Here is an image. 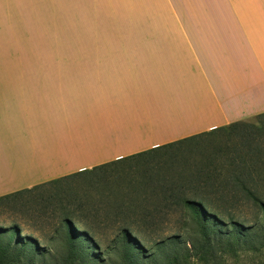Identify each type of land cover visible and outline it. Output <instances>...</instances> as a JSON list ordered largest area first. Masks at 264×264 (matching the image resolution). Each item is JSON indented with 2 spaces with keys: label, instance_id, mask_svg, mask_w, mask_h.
I'll list each match as a JSON object with an SVG mask.
<instances>
[{
  "label": "crops",
  "instance_id": "0c3cea01",
  "mask_svg": "<svg viewBox=\"0 0 264 264\" xmlns=\"http://www.w3.org/2000/svg\"><path fill=\"white\" fill-rule=\"evenodd\" d=\"M184 12L161 20L162 34L117 36L116 52L11 67L0 46V196L264 113V0H199Z\"/></svg>",
  "mask_w": 264,
  "mask_h": 264
},
{
  "label": "trees",
  "instance_id": "16d2710c",
  "mask_svg": "<svg viewBox=\"0 0 264 264\" xmlns=\"http://www.w3.org/2000/svg\"><path fill=\"white\" fill-rule=\"evenodd\" d=\"M254 118L263 122L236 121L99 167L130 160L140 164L137 162L144 159L141 165L147 172L130 192L112 194L115 214L111 220L110 215H104L99 221L116 226L109 236L92 233L86 223L64 213L66 250L62 262L191 264L195 258L208 260L238 241L252 237L264 240V195L258 187L264 180V113ZM203 136H227L230 145L200 147L210 153L200 160L183 159L180 151L186 149L195 155L198 149L194 144ZM33 190L0 196V203ZM121 197L124 199L119 202ZM241 204L253 209L256 223L245 227L236 218ZM19 231L23 229L16 224L0 225V236L8 238V249L0 247V258L11 254L16 264L23 258L31 264L37 257L44 259L48 249Z\"/></svg>",
  "mask_w": 264,
  "mask_h": 264
},
{
  "label": "rangeland",
  "instance_id": "374dc122",
  "mask_svg": "<svg viewBox=\"0 0 264 264\" xmlns=\"http://www.w3.org/2000/svg\"><path fill=\"white\" fill-rule=\"evenodd\" d=\"M198 1L0 0V38L7 41L0 45L4 47L2 58H8L10 66L16 67L21 57H37L42 53L116 52L117 36L162 34L164 29L157 26L161 25V20L177 19L178 13L183 16L190 14L184 10ZM246 120L255 123L262 121L254 117ZM228 143L227 136H203L194 145L198 149L213 145L223 147L230 145ZM194 153L186 149L180 151L183 159L195 161L209 154L210 150L203 152L198 149ZM143 160L137 162L140 164L130 160L97 169L90 175L59 185H44L32 193H23L17 199L0 203V225H18L23 229L18 234L29 235L50 250L44 259L37 257L35 264H64V213L75 221H85L92 233L111 235L116 226L100 224L94 217L99 213L97 207L104 210L98 215L105 213L114 216L111 203L115 202V194H112L130 192L131 188L143 181L147 172L141 165ZM258 187L264 195V180L258 182ZM121 199L124 198L118 201ZM113 209L116 210L114 204ZM236 215L239 221L245 223V227L258 221L253 209L246 204L240 205ZM75 226L81 229L78 224ZM0 247L8 249V238L0 236ZM10 255L0 258V264H16L11 261L13 256ZM18 264L31 263L23 258ZM191 264H264V240L252 237L244 242L238 241L225 250H218L208 260L195 258Z\"/></svg>",
  "mask_w": 264,
  "mask_h": 264
}]
</instances>
